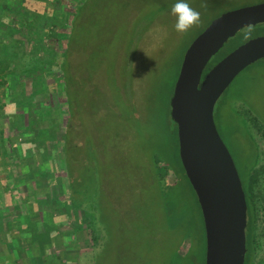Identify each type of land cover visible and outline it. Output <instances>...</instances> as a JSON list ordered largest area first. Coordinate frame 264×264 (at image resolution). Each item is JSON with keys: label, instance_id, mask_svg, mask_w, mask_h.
I'll return each instance as SVG.
<instances>
[{"label": "rangeland", "instance_id": "1", "mask_svg": "<svg viewBox=\"0 0 264 264\" xmlns=\"http://www.w3.org/2000/svg\"><path fill=\"white\" fill-rule=\"evenodd\" d=\"M84 1L29 0L58 24L45 21L30 34L19 32L15 43L17 36L4 40L0 27V56L5 43L15 69L6 73L11 102L27 107L18 122L39 139H31L25 166L14 156L0 170L15 190L10 216L0 215V264H204L196 199L182 180L169 217L152 166L153 158L166 162L167 152L153 144L172 127L171 86L192 41L221 14L264 0H207V7L187 0L200 22L183 34L171 15L176 0H89L72 37L67 96L58 65ZM14 15L5 20L0 14V22ZM259 37L263 24L245 28L218 56ZM0 111L14 120L8 107ZM214 123L239 178L254 165L255 191L264 194V59L224 91ZM175 182L168 173L162 187L174 190L168 186ZM184 211L195 220L196 237L174 225ZM263 221L256 226L252 264H264Z\"/></svg>", "mask_w": 264, "mask_h": 264}, {"label": "water", "instance_id": "2", "mask_svg": "<svg viewBox=\"0 0 264 264\" xmlns=\"http://www.w3.org/2000/svg\"><path fill=\"white\" fill-rule=\"evenodd\" d=\"M260 24L264 25V3L215 18L186 49L170 100L179 160L202 216L204 264L245 262V195L233 159L216 129L214 108L242 71L264 59V37L245 42L206 69L229 39Z\"/></svg>", "mask_w": 264, "mask_h": 264}, {"label": "trees", "instance_id": "3", "mask_svg": "<svg viewBox=\"0 0 264 264\" xmlns=\"http://www.w3.org/2000/svg\"><path fill=\"white\" fill-rule=\"evenodd\" d=\"M35 1H41V0H35ZM89 0H85L84 3H82L80 6L79 4L77 5L78 7L76 8V14L73 17L72 21L69 24V29L70 31L68 32L67 38H66V45H65V50L63 52V60L61 61V63H59L58 65V69L61 71L62 74V84H63V88L64 91L66 93V95L68 94V89H69V78H68V69H69V56L71 55L73 48H72V37L74 35V33L77 31V28L79 29L80 26H82V20L84 15L89 12L88 10H86V6L88 4ZM44 2V1H43ZM48 2V0H47ZM55 0H49L50 4L54 5ZM31 5V6H30ZM52 6V5H51ZM36 4H30L29 0L26 3V0H0V14H4L5 15V20H7L8 18H11L10 16L14 15V18L11 21H2L0 22V27L5 28V37L4 40L7 36H13L16 35V38H12L15 41L18 39L19 41L21 40V35L20 34H30L32 33V28L39 25L40 23H43L45 21H50V25L51 26H55L54 23L58 24V19L56 17L52 18V16L48 15L50 14L49 11H47V9H43L42 11H46L48 13L41 14V13H37L36 12ZM47 8V6H46ZM63 10V9H62ZM48 14V15H46ZM80 19V20H79ZM17 31L18 34H16ZM20 32V34H19ZM51 31H46L45 35L49 34ZM16 39V40H15ZM232 40V39H230ZM229 41V40H228ZM22 42V41H21ZM74 42V41H73ZM3 48L5 49V57L0 56V87L3 88L2 89V95L0 98V109L2 106L5 105V101H6V97L7 94L10 96L11 92H9L8 88H7V82H6V73L7 71H9V69L13 70L12 72H14V67H12L11 62H10V58L7 57V45L4 43ZM219 53V52H218ZM226 54L220 55L218 56L215 55L214 58H212L213 60H211L207 66L206 71H208L215 63H217L220 59H222ZM179 65L178 68L176 69V74L175 77L173 79L172 82V86H171V92H170V96H169V100H168V109L170 111V100L172 97V93H173V88H174V84L176 81V78L178 76V70H179ZM205 71V73H206ZM22 72V71H21ZM9 73V72H8ZM68 96V95H67ZM3 101V102H2ZM15 103V100H14ZM20 107H23V105H20ZM23 108H27L26 106H24ZM160 114V112H159ZM168 119L171 122L172 127L170 129H168L167 127H165L168 131H165V133H163V135L161 134V136L158 135V137H160L161 141H159L157 144H153V147L156 145H159L161 149L165 148L164 150H166L167 152V156L165 157V161L166 162H161L158 159L153 158L152 159V166L153 168H155V175L158 179V184H159V190H160V194L162 195V197H164L165 199V204L167 207V212L169 217H173L175 210V206L178 205V202L176 203L173 202V200L175 198L178 197V193L177 191L180 190V183L182 180H185L186 183L188 184L190 190L192 191L195 199V193L191 187V185L189 184L185 173L183 171L182 165L180 163L179 160V156H178V143H177V135H176V125L173 122L172 118H171V114L170 112L168 113ZM168 157V159H166ZM254 165L246 172L245 176L241 179V184H242V188L244 191V195H245V201H246V206H247V227H246V254H245V262L244 264H252L253 261V255L255 250L259 247V244L256 241V226L260 220V218L263 217L264 220V194L262 193H257L255 191V185H257V179L256 176L254 175L255 170H254ZM263 174H264V168H263ZM168 173H172L176 179V182L169 187H177L174 190H168L166 191L162 186L163 184H165V179L168 176ZM68 178V177H67ZM70 178V177H69ZM69 183V182H68ZM71 184V181H70ZM167 185V184H165ZM162 187V188H161ZM161 188V189H160ZM182 191V190H181ZM180 191V193H182ZM196 203H197V207H198V211H199V228L201 230V238H202V242H203V251H204V260H205V238H204V227H203V221H202V216H201V212H200V208L196 199ZM171 205V207L168 206ZM176 218V215L175 217ZM194 219L192 218L190 212H189V216L187 214V211L181 212L179 213V215H177V220L176 223H174V219H173V223L174 225L177 226H182L185 230V237H189V234H191L193 237H196V229L197 226L194 224ZM264 223V221H263ZM173 226V224H172ZM186 241V239H185ZM184 245V244H182ZM204 263V261H203Z\"/></svg>", "mask_w": 264, "mask_h": 264}, {"label": "crops", "instance_id": "4", "mask_svg": "<svg viewBox=\"0 0 264 264\" xmlns=\"http://www.w3.org/2000/svg\"><path fill=\"white\" fill-rule=\"evenodd\" d=\"M8 90L10 92L11 88H8ZM5 105L2 106V109L8 107L9 111L13 112L12 114H14L15 118L14 120L10 118V115H8L10 114L9 112L3 114V111H0V170L2 171L5 170V167L9 164L7 163L9 158L14 156H16V159L20 164L25 166L27 155H29L27 151H31V139L35 138L39 140L38 137L33 136L32 132H30L31 129L26 128L24 122H18L20 120L19 117L24 115V110H26V108H23L24 105L23 107H20L19 110L17 104L14 103V100L11 102L10 94H7ZM13 181L11 179L8 185L3 177L0 179V215L2 216H10L11 208L14 209L15 206V203L12 202L15 193L14 186L13 184L11 185Z\"/></svg>", "mask_w": 264, "mask_h": 264}, {"label": "clouds", "instance_id": "5", "mask_svg": "<svg viewBox=\"0 0 264 264\" xmlns=\"http://www.w3.org/2000/svg\"><path fill=\"white\" fill-rule=\"evenodd\" d=\"M201 7H207V0H203ZM171 15L175 17V30L186 33L200 22V13L190 6L187 0H176L171 8Z\"/></svg>", "mask_w": 264, "mask_h": 264}]
</instances>
